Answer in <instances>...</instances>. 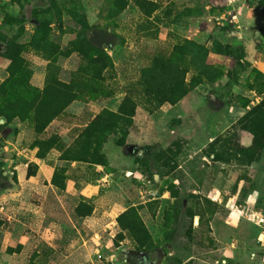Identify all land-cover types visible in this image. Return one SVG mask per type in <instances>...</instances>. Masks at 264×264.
Masks as SVG:
<instances>
[{"label": "rangeland", "instance_id": "1", "mask_svg": "<svg viewBox=\"0 0 264 264\" xmlns=\"http://www.w3.org/2000/svg\"><path fill=\"white\" fill-rule=\"evenodd\" d=\"M114 1L0 0V26L18 44H28L35 35L34 14L59 20L62 11V23L56 20L50 30L60 52H66L79 32L63 10L73 3L84 7L94 33L108 30L115 35L113 47L106 49L112 66L104 70L94 95H82L40 136L32 121L15 120L0 129L2 145L8 146V151L0 148V264H128L124 254L137 244L126 233L119 237L117 219L132 207L138 208L154 250H161L163 264H264V227L257 229L251 217L244 216V233L224 230L228 218L209 199L211 188L222 183L223 169L212 163L208 147L200 152L209 141L206 130L228 125L227 112L246 100L253 107L264 98L250 88L255 76L244 53L247 44L262 49L264 38L243 39L232 24L237 12L247 9L246 0H146L157 7L152 14V6L144 11L138 0H129L118 15L112 13ZM250 1L255 10L262 9L258 0ZM49 9L53 10L44 13ZM186 40L212 50L208 64L223 72L216 80L218 87L204 81L177 105L157 110L140 103L125 145L114 141L104 145L106 167L70 165L61 159L94 116L104 109L118 111L127 89L139 81L154 57H170ZM23 57L33 72L31 83L40 89L51 76L50 62L51 73L63 82L90 79L81 73L87 62L76 52L50 59L28 48ZM9 62L2 57L0 66L8 67ZM187 67L189 82L196 72L188 63ZM214 94L225 103H215ZM236 124L214 139L239 135ZM52 137L59 138L57 146L39 158L38 149L32 148L35 140ZM62 170L71 179L65 189L52 184ZM254 171L251 168L240 178L247 176L249 185L262 189L257 208L264 210V176L260 180ZM80 204L92 207V214L79 217ZM19 246L20 253H6Z\"/></svg>", "mask_w": 264, "mask_h": 264}, {"label": "trees", "instance_id": "2", "mask_svg": "<svg viewBox=\"0 0 264 264\" xmlns=\"http://www.w3.org/2000/svg\"><path fill=\"white\" fill-rule=\"evenodd\" d=\"M137 3L144 11L152 6L149 14L157 10L156 5L146 0H138ZM78 4L73 3L63 8L64 13L79 28L72 46L63 53L52 40V30H50V25L56 24V20L60 21L59 24L62 23V11L58 12L59 20L34 14L33 20L37 26L35 35L28 44H18L17 41L11 40L0 26V57L10 61L7 67L8 77L0 84V129L4 130L15 120L32 121L35 133L40 136L82 95H94L93 90L97 91L95 85H99L104 70L112 66L111 57L106 49L113 47L112 38L115 35L108 30L94 33L84 7ZM128 4L129 0H115L112 13L120 14ZM258 4L260 8H264V0H259ZM52 10L49 9L44 13H50ZM28 48L41 52L50 59H54L58 53L66 57L75 52L79 53L87 62L81 73L90 79L71 83L63 82L51 73L53 70L52 62H50L48 69L51 76L47 78L43 89L37 88L31 83L33 72L28 68L23 57V53ZM215 51L226 57L229 55L227 51ZM211 53L212 50L204 45L186 40L175 46L170 57H154L151 64L142 70L139 81L127 89L118 111L102 110L63 152L61 159L70 165L76 163L77 165L86 164L88 167H106L108 159L104 153V145L110 141H114L120 147L125 145L140 103L149 110H157L166 104L177 105L192 89L200 86L204 81L214 84L223 76L221 70L209 66L208 56ZM186 63L196 72L189 82L187 76L190 68H186ZM212 72L217 74L216 78L211 75ZM251 73L255 76L254 83L250 85L251 90L264 95V74L257 69H253ZM249 105L250 102L247 100L242 104L244 108ZM1 120H4V124H1ZM236 125L239 131L253 136L252 146L244 148L240 144L239 135H235L229 138H218L208 148L217 162L250 167L261 161L264 152V98L259 104L251 107ZM58 140V137H52L49 140L37 139L32 148L38 149L39 158H45L57 146ZM2 144L3 140L0 139V148L3 147ZM60 172L55 173L52 184L57 188L65 189L66 181L70 177L65 175L64 170ZM29 176H34V172L30 171ZM244 180L245 186L241 193L243 197H246L256 185L252 183L249 185L248 182L251 179L247 176ZM213 206L217 205L213 203ZM92 209L80 204L76 212L83 218L90 216ZM206 212L200 214L204 216ZM117 222L121 229L120 238L123 237V233H126L137 244L136 250L155 251L152 237L139 215L138 208L128 209L119 216ZM21 247L19 246L16 250L8 248L7 253H20Z\"/></svg>", "mask_w": 264, "mask_h": 264}, {"label": "crops", "instance_id": "3", "mask_svg": "<svg viewBox=\"0 0 264 264\" xmlns=\"http://www.w3.org/2000/svg\"><path fill=\"white\" fill-rule=\"evenodd\" d=\"M246 2L248 4V7H247L248 10L240 9L237 12L236 16L234 17L232 24L237 25L238 28L241 30L240 32H237L238 33L237 35H239V37L243 39L244 37H247L249 38L248 39L249 41L251 40L252 42H255L254 39H256V37L260 36L264 38V25L262 26L263 24L262 22L264 20V11H263L264 8L261 9L260 11H257L253 7H251L250 0H246ZM245 46H246V50L244 53H245L246 61L250 62V68L257 69L258 71L264 74V47L259 50H254L250 44H247ZM1 60H2V57H0V61ZM7 77H8L7 67H2L1 65L0 66V84ZM219 84L220 82L218 81L214 83L213 86L218 87ZM211 98L213 101H216L215 103H219V104L225 103L223 102L222 98H217L215 94L212 95ZM250 109H251V106H248L246 108L242 106V107H239V109L234 108L230 112H227V114H225L224 116V119L225 121L228 122V125H224V128L222 129L216 130V128H212L210 131L206 130L207 132L206 136L209 138V141L207 143L208 146L204 145L202 147V150H200V152L203 153L204 149H206V147H209V145L216 140L214 138H216L218 135L225 133V132L227 133L228 131H230V127H232L234 123H237L238 120H240ZM66 112H64L63 114H65ZM95 117L96 116H94L92 120ZM91 121H89L86 124V127ZM18 135L21 136V133ZM239 138H240V144L244 148H248L252 146L253 136L250 133L239 131ZM15 150L18 151V153L20 154L22 153L18 150L17 146L15 147ZM3 151H8L7 145H3ZM211 158H214V155H212ZM204 160H206V158ZM212 163L214 165H219L221 169H223L222 170L223 172L221 173V175L224 176V178L221 180L222 183L220 187L214 185L211 188L212 193L210 194L209 199H211L212 203H214L215 205H218L221 208V210L224 211L223 212L224 217L228 218V221H226L228 222V225L225 224L224 230H226L229 233L231 232L244 233L246 230L247 222L241 219V217H244L241 215V212L242 211H255V212H258L264 215V210L263 209L260 210L257 208L260 202V199H261L262 189L257 184V186L254 188L252 192L248 193L246 197H243V193H241V190L245 186V180H244V177L242 178L240 177L242 176L243 173L245 174L247 170L249 171L251 168H253L255 170L254 174L256 175V177L262 180L261 178L264 176V152H263L261 161L258 164L257 163L253 164L250 167L240 166L236 163H231V164L222 163V162H217L215 160H213ZM19 167L20 166L18 165L17 168ZM202 167L205 168V165L203 164ZM256 172H259V173H256ZM252 177L254 176L252 175ZM237 180L238 181L240 180V181L237 183ZM233 189H235L234 190L235 193L231 194L230 190H233ZM253 226L257 227V229L260 228V226H257L254 224ZM213 227L212 228L215 229L214 224H213ZM7 249H6V253H7ZM13 254H17V253H13Z\"/></svg>", "mask_w": 264, "mask_h": 264}, {"label": "flooded vegetation", "instance_id": "4", "mask_svg": "<svg viewBox=\"0 0 264 264\" xmlns=\"http://www.w3.org/2000/svg\"><path fill=\"white\" fill-rule=\"evenodd\" d=\"M128 264H163V255L159 250L152 252H142L131 250L124 254Z\"/></svg>", "mask_w": 264, "mask_h": 264}, {"label": "built area", "instance_id": "5", "mask_svg": "<svg viewBox=\"0 0 264 264\" xmlns=\"http://www.w3.org/2000/svg\"><path fill=\"white\" fill-rule=\"evenodd\" d=\"M232 4L233 2H231V5ZM0 208L2 210L3 206L0 205ZM241 215L245 217H251V220L255 222L258 226L264 227V215L255 211H242Z\"/></svg>", "mask_w": 264, "mask_h": 264}, {"label": "water", "instance_id": "6", "mask_svg": "<svg viewBox=\"0 0 264 264\" xmlns=\"http://www.w3.org/2000/svg\"><path fill=\"white\" fill-rule=\"evenodd\" d=\"M1 122H4L3 120ZM159 253H161V250H159Z\"/></svg>", "mask_w": 264, "mask_h": 264}]
</instances>
